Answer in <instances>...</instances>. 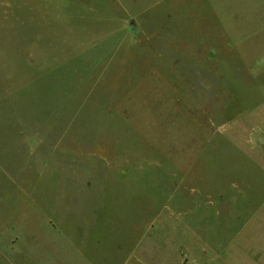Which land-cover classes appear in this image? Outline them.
<instances>
[{
	"label": "rangeland",
	"instance_id": "1",
	"mask_svg": "<svg viewBox=\"0 0 264 264\" xmlns=\"http://www.w3.org/2000/svg\"><path fill=\"white\" fill-rule=\"evenodd\" d=\"M144 1L126 20L146 23L147 36L156 28L168 57L202 46L212 28H257L250 58L264 68V0ZM120 16L106 0H0V264H57L73 243L96 264L127 248L145 264H192L185 209L170 197L184 195L201 113ZM241 84L226 89L243 96ZM232 231L220 227L217 248ZM210 239L199 242L208 252Z\"/></svg>",
	"mask_w": 264,
	"mask_h": 264
},
{
	"label": "crops",
	"instance_id": "2",
	"mask_svg": "<svg viewBox=\"0 0 264 264\" xmlns=\"http://www.w3.org/2000/svg\"><path fill=\"white\" fill-rule=\"evenodd\" d=\"M106 1L117 3L121 14L119 27L131 35L139 32L141 37H147L146 41L154 44L159 56H165L163 64L170 66L173 79L187 82L185 96L193 116L201 113V140L194 137L189 141L192 145L199 143L200 148L196 147L195 153L188 149L184 195H176L178 191L183 193L176 190L170 197L173 210L185 209L187 257L192 264H264V62L258 66L259 63L250 58L255 55L254 44L262 31L212 28L217 30L216 34L212 30L204 37L206 42L202 46L194 44L191 51L184 54L170 48L168 57L167 44L163 39L164 45L156 40V35L159 36L156 28H153L155 36H147L146 23L126 20L135 15L137 19L141 9L133 3L144 0ZM251 3L246 4L254 8ZM238 46L246 47L240 48L244 53L230 56ZM233 59H240L241 69L231 68ZM242 77L247 84H241V88L250 87L243 91V96L226 89L227 84L230 87V82L241 81ZM211 226H215L214 229ZM221 226L233 231L228 244L217 248ZM170 233L172 239L182 237L179 225L171 224ZM209 236L214 243H209L210 252L199 245ZM72 245L58 253L57 264H96L92 252L76 243ZM110 261L112 264H145L138 258L131 260L128 248L112 253Z\"/></svg>",
	"mask_w": 264,
	"mask_h": 264
}]
</instances>
